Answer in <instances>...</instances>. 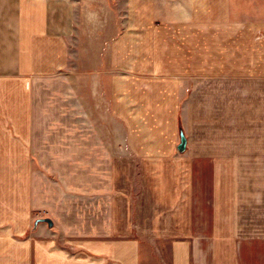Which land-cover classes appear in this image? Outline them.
<instances>
[{
    "label": "crops",
    "instance_id": "crops-1",
    "mask_svg": "<svg viewBox=\"0 0 264 264\" xmlns=\"http://www.w3.org/2000/svg\"><path fill=\"white\" fill-rule=\"evenodd\" d=\"M118 11L91 57L73 3L0 0V264H264V238L240 233L233 169L193 153L180 117L198 85L264 79V0ZM49 77L69 97L100 91L105 115L34 117Z\"/></svg>",
    "mask_w": 264,
    "mask_h": 264
},
{
    "label": "rangeland",
    "instance_id": "rangeland-1",
    "mask_svg": "<svg viewBox=\"0 0 264 264\" xmlns=\"http://www.w3.org/2000/svg\"><path fill=\"white\" fill-rule=\"evenodd\" d=\"M61 1L73 3L78 31L74 37L81 45L77 48L91 49V57L118 33L117 11L124 0ZM90 14L92 20L86 23ZM83 40L88 43L83 44ZM198 86L180 103L181 130L187 134L193 153L218 157L222 164L231 166L240 233L264 238V79L235 87ZM66 88L67 82L60 77L36 79L32 88L34 117L105 115L106 103L100 91L87 89L75 98L68 96Z\"/></svg>",
    "mask_w": 264,
    "mask_h": 264
},
{
    "label": "water",
    "instance_id": "water-1",
    "mask_svg": "<svg viewBox=\"0 0 264 264\" xmlns=\"http://www.w3.org/2000/svg\"><path fill=\"white\" fill-rule=\"evenodd\" d=\"M185 147V139L183 136H181L180 144L178 146V151L183 152Z\"/></svg>",
    "mask_w": 264,
    "mask_h": 264
}]
</instances>
